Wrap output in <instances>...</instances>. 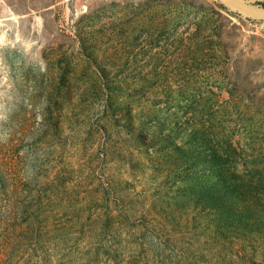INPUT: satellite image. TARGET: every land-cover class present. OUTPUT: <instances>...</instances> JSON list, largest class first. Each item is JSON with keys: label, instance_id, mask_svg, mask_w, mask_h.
Wrapping results in <instances>:
<instances>
[{"label": "rangeland", "instance_id": "obj_1", "mask_svg": "<svg viewBox=\"0 0 264 264\" xmlns=\"http://www.w3.org/2000/svg\"><path fill=\"white\" fill-rule=\"evenodd\" d=\"M0 264H264V22L0 0Z\"/></svg>", "mask_w": 264, "mask_h": 264}, {"label": "water", "instance_id": "obj_2", "mask_svg": "<svg viewBox=\"0 0 264 264\" xmlns=\"http://www.w3.org/2000/svg\"><path fill=\"white\" fill-rule=\"evenodd\" d=\"M226 10L253 21L264 22V7L246 0H216Z\"/></svg>", "mask_w": 264, "mask_h": 264}, {"label": "trees", "instance_id": "obj_3", "mask_svg": "<svg viewBox=\"0 0 264 264\" xmlns=\"http://www.w3.org/2000/svg\"><path fill=\"white\" fill-rule=\"evenodd\" d=\"M220 7L223 8L221 5H220ZM223 9H225V8H223Z\"/></svg>", "mask_w": 264, "mask_h": 264}]
</instances>
